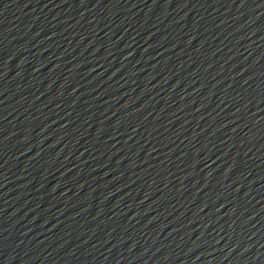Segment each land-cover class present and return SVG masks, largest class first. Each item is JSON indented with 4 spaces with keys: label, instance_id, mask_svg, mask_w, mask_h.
Returning a JSON list of instances; mask_svg holds the SVG:
<instances>
[{
    "label": "water",
    "instance_id": "1",
    "mask_svg": "<svg viewBox=\"0 0 264 264\" xmlns=\"http://www.w3.org/2000/svg\"><path fill=\"white\" fill-rule=\"evenodd\" d=\"M220 139L255 264H264V0H164Z\"/></svg>",
    "mask_w": 264,
    "mask_h": 264
}]
</instances>
